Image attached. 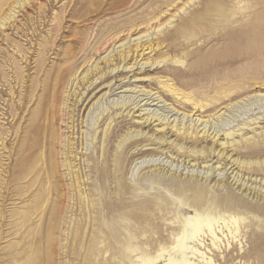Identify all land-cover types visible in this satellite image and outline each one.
<instances>
[{
    "label": "rangeland",
    "instance_id": "rangeland-1",
    "mask_svg": "<svg viewBox=\"0 0 264 264\" xmlns=\"http://www.w3.org/2000/svg\"><path fill=\"white\" fill-rule=\"evenodd\" d=\"M16 1L22 5L8 13ZM256 10V0H0V16L10 19L0 24V264H264V217L238 214L232 236L211 205L230 191L259 203L206 169L211 157L189 155L219 149L199 137L203 131H235L233 159L258 158L254 149L240 154V139L256 127L248 124L264 114V96L255 97L264 95L258 89L264 52L251 38ZM136 42L153 47L147 66L110 73L114 65L130 68L133 61L117 53ZM199 60L204 64L189 69ZM101 74L103 89L75 118L74 134L67 133L65 118L78 94ZM142 90L159 92L164 102L143 105ZM123 101L138 102L140 114L149 110L170 127H190L198 138L152 133L156 122L138 126V117L110 124ZM126 128L148 134L121 141ZM105 131L114 135L106 138ZM151 134L165 143H154ZM145 145L150 149L137 155ZM142 158L147 162L137 165ZM188 216H207L211 228L222 230L215 249L205 227L191 238ZM179 242L188 249L178 250ZM191 248L211 263L191 256Z\"/></svg>",
    "mask_w": 264,
    "mask_h": 264
},
{
    "label": "bare ground",
    "instance_id": "bare-ground-1",
    "mask_svg": "<svg viewBox=\"0 0 264 264\" xmlns=\"http://www.w3.org/2000/svg\"><path fill=\"white\" fill-rule=\"evenodd\" d=\"M22 2H24V0H22ZM263 3H264V0H256L257 10H256V13H255V21L253 23V31H252V34H251L252 42L256 46V49L258 50L257 53H259V54H260V52H262V53L264 52V7L262 6ZM15 4L16 5H20V6L22 5L18 1L13 2V4H11L10 6H8V10H7L8 13L12 12L13 8H15ZM9 20L10 19L7 16V14L0 16V24H2V22H5L6 24H8L7 22ZM139 38H136V39H133V40H130L129 39V40H130V42H133V41L138 40ZM139 43L140 42H136V44L133 45V46L140 45V46H138V47H140V50H138L137 52H135V49H132L133 46L131 47L132 50L130 49L131 50V54H130V50L129 51H126V52L124 51L126 48L123 51H120L118 53L116 51V53L119 54V58H121L119 60H121V61H125V60H129L130 61V60H132L133 61L132 64H131V66H130V68H125L124 67L125 68V70H124V68L121 67V69H120V67L118 65L117 66L114 65L113 66L114 69L109 70V72L110 73H112V72L120 73V72H123V71H128V72L130 71L131 72V71H134V67L137 70L144 69L147 66V64L144 62V61H146V60H144V56L151 54L153 52V49H152L153 47L152 48H148V47H150V45H149L148 47L145 48L144 47L145 45H141ZM118 47L120 48V47H123V46L120 45ZM122 52H124V53H122ZM120 53H122V54H120ZM116 56H118V55H116ZM112 57L113 56H109L106 59L107 62H112L114 60V58H112ZM109 58H112V59H110V61H109ZM204 62H205V60L204 61L203 60H199V61H197L195 63H191L190 65H188V67H189V69H194V68H197L198 66L203 65ZM91 71H92V69H91ZM104 74H101V76H99V77H97L95 79H93L91 77L92 79L90 81H87L86 82L85 88L83 89V92H80L78 94V98L74 101V103L72 105V109L70 111V114L68 112L67 118H65L67 120L66 125H65V127H66V129L68 131L67 133L74 134V127L76 128V125H74V123H76V121H77L75 118L77 117V115L80 113L81 110H85L87 108V106L96 97V95L101 92V89H103V87L100 88V89L98 87H100V85L103 83L101 77H104L103 76ZM97 76H98V74H97ZM75 81L76 80L74 79L72 81L71 85L73 83H75ZM137 81H139V80H137ZM115 85L116 84L113 83V81H111L109 83V86H110V88L108 89V92L109 93L110 92H114L113 91L114 90L113 88L115 87ZM121 85H123V83L120 84V85H118L115 89H121L122 88ZM261 87L262 88L259 87L258 89L259 90H261V89L264 90V85L263 84H261ZM104 88H105V86H104ZM106 88H107V86H106ZM128 91H130V90H128ZM122 92H127V90H122ZM142 92L143 93L145 92L144 95L146 96V99H145L146 103L144 102L143 105H146L149 101L150 102L148 103V105H151V106H157L159 103L164 102L163 98L161 97L162 95H160L159 92L151 93L150 91L146 92V91H143V90H142ZM67 93H68L67 94V97H68L70 95V93H69V91ZM263 96L264 95H261V94L259 95L258 94L255 97H263ZM131 102H132V100H131ZM133 103H134V101H133ZM195 104H197V103H195ZM116 105L118 106V108H117V106H116V108H113L112 107L114 109L115 113L113 112L114 114L112 115V117L108 119V120L111 119L110 120L111 122H109L110 124L112 123V121H118L119 123H122V122L126 121L127 118L130 117V116L131 117H138V119H139L140 122L139 123H137V121L133 122L134 124H137L138 126L139 125H143L144 127H147V126L149 127V125H152L153 122H156V124H154L153 127L151 128L153 130L152 133L153 132H161V131L163 133V131L165 130V131H167V134L171 133L172 135H175L176 137H182L184 140H187V138H189V139H192L194 137L198 138L197 137V134H195V133L192 134V131H190V129H189L190 127L189 126H188L189 128H187V127H183L182 125L179 124L180 126H182V128H178L177 125H173V126L170 127L171 124H169V121H167L166 123H162L163 119L160 118V117H157L154 114H152V112H149V110L147 112H145V114H140L142 110H140V107L137 108L140 105L138 102L136 104H132V103L131 104H129V103L126 104V102L123 101V103H121V102L119 104L116 103ZM194 105H193V107H194ZM92 106H94V104H92ZM141 106H142V103H141ZM201 107H199V108H201ZM223 109L225 111H227L228 110V106H225V107H222L221 108V110H223ZM130 112H132L131 115H130ZM136 112H139V114L137 116H133L134 113H136ZM224 112L221 111L219 114L216 112L214 114V116L213 115L211 116V118L213 119L215 116H216L215 118H219V117H221L224 114ZM148 113H150L151 115H149ZM143 115H146L147 117H145ZM12 117H14V115H12ZM152 119H153V121H151ZM208 120H210V117L208 118ZM208 120L207 121H204V122H208ZM197 121H199V119ZM250 123L251 124H248V127L249 126H256V127L252 131V136L251 137L249 136V138H247L245 136L246 138H241L240 139V142L242 143L241 144V148H240V154L247 153L248 151H250V150L252 151V149H254L255 151L253 152V154L255 156H257L258 158H256L253 162H250V161L249 162L248 161H241V159L239 160L238 157L233 159V157L236 156V153H237V147H236V144L237 143L236 142L239 141V140L238 141L235 140L236 141L235 142L232 139L233 136H234L233 133L235 131H230V132L222 133V134L214 133L212 135L213 132L209 134L208 131L205 130V131H203L201 133V130H199L197 132L198 133L199 132L201 133V135H199L200 138L201 137H205V138H208V140L206 139L207 141H211V142L212 141L213 142L215 141L216 142V145L219 146V149L216 150V148L212 149V148H206V147L203 148L202 147L198 151L192 152V154H191V152H189V155H191L192 157H199V158L200 157H203V156L211 157V159H209L208 162H212V159H214L215 161L212 162V163L215 164L216 166L215 167H212V165L211 166H208V162H207V166H206L207 168L206 169H211V170L214 169L213 171H217L218 170V172L220 171L223 174H219V175L222 176L223 180L228 181L229 184L235 190L240 191L245 196L247 195V196L252 197L254 200H256L259 203V204L251 205V204L245 202L242 198L237 197L233 193V191L228 192V194H226V195L218 196V199H216L215 202H212L211 203L213 209H215L217 207V208H219V212H222L221 213V216L219 218V220L221 221L220 224H222V227H224L225 230L227 231V233L230 234V235H232V236L235 235L237 233V231H238V228L236 227V223H237L238 220L241 219L240 216H238V214H243L244 216H246V217H252L253 219H260V218H263L264 217V158H262V155L264 156V127L259 128L260 125L261 126L264 125V114H260L257 117L255 116L254 119L251 120ZM79 125H80V123H79ZM157 125L160 126V129H155L156 128L155 126H157ZM245 126L247 127V125H245ZM243 127H244V125H243ZM121 128H124V126H121ZM197 128L198 127H196L195 130H197ZM126 130H127V132H125L124 136L122 137L123 140H121V141H124V140L126 141L128 138L146 137L147 134H148V133L145 134V132L143 133L142 131H132L131 132L130 130H128V128H126ZM240 130H242V129H240ZM246 131H248V130H246ZM113 135H114L113 132H110L108 134H107L106 131L104 132V136H106V138L107 137H112ZM148 137L149 138H152L153 137L154 143L163 144L166 141V140H162V138H161L162 136H160V138L159 137L155 138L156 135L153 136V134H151ZM220 138L223 141L222 143H218V140H220ZM202 139H204V138H202ZM195 144H196V142H195ZM149 145H151V144H148V146ZM67 146H70L67 149L68 150L67 153L68 154H72L73 151L71 152L69 150H72L71 149V146H74V144L70 142V143H68ZM179 148H178V150H179ZM149 149L150 148L149 147L147 148V145L142 146L139 149H136L137 155H138L139 152H143V151H146V150H149ZM181 150H182V147H181ZM190 150H191V148H190ZM188 151H189V149H188ZM237 155H239V154H237ZM199 158H198V160H199ZM138 159H140V158L138 157ZM203 161H205V160H203ZM146 162H147V160L142 158V160L141 161H138L136 164L137 165H142V164H144ZM154 171H156V169ZM236 171L243 172L242 174H244L247 177L246 178H242L243 175H242V177L239 176ZM257 174H260L261 175V177L259 179H257V177H258ZM215 181H217V180H215ZM241 181L247 182V184H244V182L242 183ZM221 182H222V180H221ZM225 213H228V214L224 215ZM186 220H187L188 227L192 229V232L190 233L191 238H193L197 234H199L201 232V230H202L201 229L202 227H205V229L207 231V235L210 237V242H211L210 245L212 246V249H215L216 248L217 241L220 240L219 237H218V233L222 234V230L216 232L213 228H211L210 221L207 218V216H190V217L188 216L186 218ZM253 236L255 237V241L257 242L258 239H256L257 237L254 235V233H253ZM175 240H178V239H175ZM261 245H262V243H255L254 244L255 251H261L260 250V247H259ZM176 246H177L178 250L185 248L183 242H179L178 245H176ZM200 247H201V245H200ZM164 249H162L161 251L163 252ZM186 249H188V248L186 247L183 250H186ZM226 249H227V247H226ZM190 251L192 253L191 256H193V254L194 255H197L201 260L207 261V263H211L212 260L210 258L208 259L205 256V254L203 252L198 251V249H192L191 248ZM155 260H156V258H155ZM180 262H182V261H180ZM183 264H189V263L188 262H183Z\"/></svg>",
    "mask_w": 264,
    "mask_h": 264
}]
</instances>
